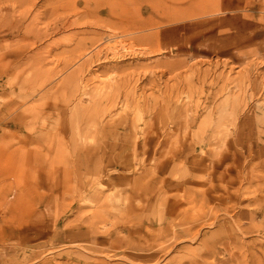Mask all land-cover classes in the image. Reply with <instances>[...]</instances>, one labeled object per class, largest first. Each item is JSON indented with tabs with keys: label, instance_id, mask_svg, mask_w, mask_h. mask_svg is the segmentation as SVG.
I'll list each match as a JSON object with an SVG mask.
<instances>
[{
	"label": "rangeland",
	"instance_id": "1",
	"mask_svg": "<svg viewBox=\"0 0 264 264\" xmlns=\"http://www.w3.org/2000/svg\"><path fill=\"white\" fill-rule=\"evenodd\" d=\"M0 264H264V0H0Z\"/></svg>",
	"mask_w": 264,
	"mask_h": 264
},
{
	"label": "bare ground",
	"instance_id": "2",
	"mask_svg": "<svg viewBox=\"0 0 264 264\" xmlns=\"http://www.w3.org/2000/svg\"><path fill=\"white\" fill-rule=\"evenodd\" d=\"M111 50H113V53L116 52L113 47L111 48Z\"/></svg>",
	"mask_w": 264,
	"mask_h": 264
}]
</instances>
